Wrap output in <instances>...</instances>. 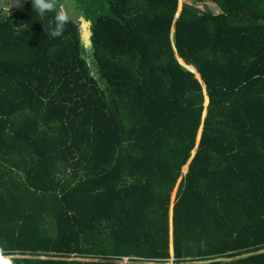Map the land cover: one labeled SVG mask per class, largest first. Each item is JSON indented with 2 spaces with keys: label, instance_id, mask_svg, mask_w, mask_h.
Here are the masks:
<instances>
[{
  "label": "trees",
  "instance_id": "obj_1",
  "mask_svg": "<svg viewBox=\"0 0 264 264\" xmlns=\"http://www.w3.org/2000/svg\"><path fill=\"white\" fill-rule=\"evenodd\" d=\"M63 2L85 42L74 16L53 38L31 0L0 10V247L14 264H264V0L178 18L179 0Z\"/></svg>",
  "mask_w": 264,
  "mask_h": 264
},
{
  "label": "clouds",
  "instance_id": "obj_2",
  "mask_svg": "<svg viewBox=\"0 0 264 264\" xmlns=\"http://www.w3.org/2000/svg\"><path fill=\"white\" fill-rule=\"evenodd\" d=\"M31 3L33 10L41 19H46L48 13L54 14L52 19L47 22L49 35L53 38L62 37L66 26L71 22L63 0H31ZM9 9H6L7 13ZM0 264H14L13 255L4 247H0Z\"/></svg>",
  "mask_w": 264,
  "mask_h": 264
},
{
  "label": "rangeland",
  "instance_id": "obj_3",
  "mask_svg": "<svg viewBox=\"0 0 264 264\" xmlns=\"http://www.w3.org/2000/svg\"><path fill=\"white\" fill-rule=\"evenodd\" d=\"M26 1L27 0H0V10H2L5 15H8L10 9L15 8V7H18V6L22 5V4H24ZM198 1H200V3L193 4L194 3L193 0H179L178 14H177V16L181 14L182 8L185 5H189V6L192 5L194 7L196 6L197 9L200 12L209 11L210 13H212L214 15L220 14V11L217 9V6L214 5L211 2V0H198ZM8 8H10V9H9V11L7 13L6 9H8ZM66 10L68 11V13H69L70 16H74L75 19H78V18H76V16H79L78 15V12H76L73 9L72 5L67 6L66 7ZM78 23H79V27H80V30H81V35H82L83 42H85V40L88 39V38H86V35L88 33L89 24L88 23H85V22H82L80 20H79ZM187 68L190 69V70H192L190 67H187ZM206 104H207V100L205 101V105ZM201 131H202V129H201ZM200 134H201V132L199 131V136L198 137H200ZM199 140H200V138L199 139L197 138V145H196V148H195V150L193 152L194 155L196 153V150L198 149ZM188 166L186 167V170H187ZM186 170H185V168H184V171L182 170L183 174H186L185 173ZM176 194H177V188L175 189V191L173 193L172 199H170L169 215L172 214V208L174 206Z\"/></svg>",
  "mask_w": 264,
  "mask_h": 264
},
{
  "label": "water",
  "instance_id": "obj_4",
  "mask_svg": "<svg viewBox=\"0 0 264 264\" xmlns=\"http://www.w3.org/2000/svg\"><path fill=\"white\" fill-rule=\"evenodd\" d=\"M179 17V15L177 16V18ZM192 68H194L193 66H191ZM187 68V67H186ZM188 69V68H187ZM188 70H190V69H188ZM190 71H193V70H190ZM195 74H196V72L195 71H193ZM197 76V75H196ZM198 78H200V75H199V77ZM207 105H208V98H207V104H206V106H205V108L207 107ZM204 118H205V116H206V110H205V112H204ZM204 120V119H203ZM202 129V128H201ZM201 133H202V131H201ZM200 137H201V134H200ZM200 141V140H199ZM199 144V143H198ZM193 156H194V154H193ZM188 168H189V166H188ZM188 168H187V170H186V172L185 173H187V171H188Z\"/></svg>",
  "mask_w": 264,
  "mask_h": 264
}]
</instances>
